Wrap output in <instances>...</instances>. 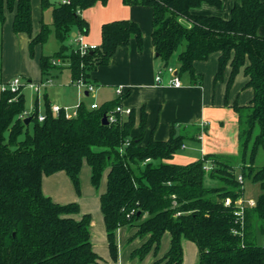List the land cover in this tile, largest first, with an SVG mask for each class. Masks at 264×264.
Here are the masks:
<instances>
[{"label":"trees","instance_id":"obj_1","mask_svg":"<svg viewBox=\"0 0 264 264\" xmlns=\"http://www.w3.org/2000/svg\"><path fill=\"white\" fill-rule=\"evenodd\" d=\"M107 1L67 0L52 6L49 0H40L42 10L51 8V27L58 42L54 53L38 58L44 81L65 67L72 83L91 84V73L107 66L117 49L135 40L137 51H142L141 29L131 20L103 24L101 42L92 51L80 54L72 47L73 32H88L82 11ZM122 2L151 8L152 45L164 68L183 47L177 55L178 75L188 74L193 84L200 85L203 79L194 63L214 54L218 55L214 82L223 81L229 69L226 96L239 73L247 78L245 87L251 89L252 98L244 106L233 104L238 115V151L204 155L188 164L171 163L185 141H198L200 129L190 126L177 131L172 125L167 140H154L152 133L147 135L143 107L138 124L136 110L130 109L126 116L116 114L115 123L103 125L108 112L123 107L125 91L95 109L80 102L71 118L62 110L52 116L44 96L45 119L38 121L36 102L26 124L18 117L27 108L23 88L0 90V264L101 261L90 242L91 216L80 215L78 203H55L41 188L44 176L64 172L80 194L83 163L91 170L95 190L106 174L99 202L111 259L117 258L116 231L126 227L136 229L129 241L143 240L131 253L138 261L150 252L156 257L168 233L169 249L153 264H182V240L195 244L197 264H264V244L257 243V236L264 238V162L255 165L259 150L264 149V36L258 34L264 27V0H239L228 19L194 12L202 5L221 9L222 0ZM7 15L12 16V32L29 38L28 52L33 58L51 28L41 21L39 32L33 35L31 0H0V24ZM206 162L214 166L209 172L202 169ZM238 176L258 183L262 191L255 205L244 209L242 225L234 216L244 191Z\"/></svg>","mask_w":264,"mask_h":264},{"label":"crops","instance_id":"obj_2","mask_svg":"<svg viewBox=\"0 0 264 264\" xmlns=\"http://www.w3.org/2000/svg\"><path fill=\"white\" fill-rule=\"evenodd\" d=\"M37 1L40 11H42L40 0ZM66 1L49 0V3L52 6H56ZM212 8L216 9L208 5H202L200 8L195 9L194 12L201 15L217 16L222 19L229 18L230 10L227 16H221L212 15L215 13L211 10ZM221 9L217 10L220 11ZM81 16L88 23V32L86 34L73 32L72 35H81L84 41L91 45L98 46L100 44L103 24L117 20L135 22L140 27L143 36V48L140 53L137 51L136 41L131 40L128 46L117 49L107 66L99 67L95 72L91 73L90 80L94 86L93 93H87L84 90L80 94L84 97L92 95L94 98H98L100 102L91 101L89 106L91 104L100 105L116 99L115 90L117 87L122 86L124 91L128 92V96L122 102L123 107L136 110V124H138L139 110L142 107L145 109L146 132L147 135L152 133L154 140H167L172 125L185 124L188 127L195 126L200 129L202 139L193 141L199 142L200 148L197 149L201 157L204 155H234L237 153L238 115L233 109V104L244 106L252 98L251 89L245 87L247 78L242 73L235 77L228 96H226L229 69L224 72L223 81L214 82L217 70V54L211 55L205 62L194 63L195 72L201 74L203 78L200 85L193 84L188 74L178 75V64L173 66L169 62L168 67L164 68L161 61L157 58L152 45V10L149 7L126 6L122 0H108L105 4L96 3L91 8L82 11ZM32 22L33 35H35L39 32L40 25L36 26L34 24L33 16ZM258 34L264 36V27L259 29ZM72 38L74 37L72 36ZM28 43L29 38L26 35H15L12 32V16L7 15L5 22L0 24V66L4 65L5 52L7 53L8 51L9 59L11 54L18 51V53L23 54L24 66L19 72L27 78L26 83L40 85L46 82L41 77L38 63L39 56L43 54L44 45L37 46L34 57L30 58L27 51ZM70 43L72 44V39ZM158 72H161V81L157 83L155 82V76ZM52 75V77L47 79L49 83L41 87L38 92L27 87L23 89L26 104L28 100H30L29 106H34L37 102L39 113H42L44 96L47 97L50 107L56 105L68 108L70 111L78 106L80 102H83V96L80 97L78 93L82 89H78L75 83H72L70 73L68 80L70 87L66 84H55L56 71ZM173 76L179 79L181 84L179 88L168 85ZM10 81L9 76H5L0 67V86ZM60 86L68 87V89L72 87L77 89V98L74 105L63 103L60 100L61 95L56 96L57 92L55 89ZM25 90H28L29 95L25 94ZM201 123L206 124L204 128L200 127ZM132 132L134 135L137 134V125ZM204 134H206L205 138ZM184 149H187L185 143ZM195 151L196 148H193L190 151L193 154L190 153L183 156L182 159H177L182 160L181 164L195 162L201 158L197 159L194 157ZM80 173L79 177H83L84 180L80 196L75 194L72 182L64 172L44 176L41 188L43 194L50 197L55 203L67 204L76 202L80 207V215L89 214L91 216L89 226L90 242L93 251L101 258L98 264H153L155 260L166 253L170 245L168 233L162 237L156 257L150 252L141 261L131 258V253L139 248L143 240L134 239L129 241L135 234L136 229L122 227L116 231L117 258L116 260L111 259L99 202L100 194L105 191L106 174L102 177L103 180L105 179L103 181L105 183L103 184L104 187L96 191L91 185V170L86 163H83ZM181 244L183 249L182 264H194V262L198 261V252L195 244L187 240H182ZM187 249L191 253L190 260H188L189 258L186 255Z\"/></svg>","mask_w":264,"mask_h":264},{"label":"rangeland","instance_id":"obj_3","mask_svg":"<svg viewBox=\"0 0 264 264\" xmlns=\"http://www.w3.org/2000/svg\"><path fill=\"white\" fill-rule=\"evenodd\" d=\"M238 2V0H223V8L218 11L217 9H211L213 10L212 15H221V16H227L228 15V11L230 10V8L234 5V3ZM31 7L32 10L34 11L32 13L33 16V21L34 24L36 26L40 25V22L42 21L43 24L49 26L51 28V33L48 36V39L46 41V43L43 46V54L44 55H51L54 51H56L58 49V42L56 41L55 37H54V33L51 27V8H46L42 11H40V7H39V3L37 0H31ZM182 23L184 25H189L187 22H185L184 20H181ZM39 23V24H38ZM73 47V45H72ZM183 50V47H179V49L177 50V52L172 56V59L170 61V64L173 66L177 65V55L178 53H180ZM7 51V50H6ZM28 51V50H27ZM29 53V52H28ZM8 51L7 53L5 52V61H4V65L0 66L1 67V71L4 73L5 76H9V79L13 80V79H19L20 82L22 84H25L27 81V78H25L24 76L21 75V73L19 71H21L23 68L22 66H24L23 64V54L18 53V51L16 53H13L9 56L8 59ZM26 54V53H25ZM30 57V56H29ZM1 60V59H0ZM57 73V76L55 77V84H66L68 87H70L69 85V72L68 69L63 67L60 70H55ZM54 71V72H55ZM68 87H56L55 91L57 92L56 96H60L61 98L60 100H62L63 103H67V104H72L74 105L76 103V98H77V89L75 88H70L68 89ZM85 89L82 88L81 91H79L78 93L82 94V92ZM25 94L29 95L28 90H25ZM80 94V97H82L83 95ZM83 98V102L89 106V103L91 101H96L97 103L100 102V100L97 98H94L92 95L88 96V97H82ZM30 100L27 101L26 107L28 108L30 105ZM176 130L180 131L183 130L185 128H188V125L185 124H177L176 126ZM207 132V130H206ZM206 137V134H204V138ZM185 145L187 147V149L181 148L172 158V160H170L171 163H176V164H181L183 156H186L187 154H190L192 152H190L191 150H193V148H196V151L194 152V157H196L197 159L199 157H201V154L199 153V142L197 141H185ZM198 148V149H197ZM193 154V153H192ZM179 158V159H177ZM264 162V149H260L258 152V155L256 157V162L255 165L256 166H261L262 163ZM239 170H237L238 172ZM81 174V173H80ZM105 176V174H104ZM105 180V179H104ZM103 179L101 180V185L99 186V189H102L104 187L103 184ZM79 181H80V192H81V186L84 185V180L83 177H79ZM207 182V180H206ZM208 184V182H207ZM73 185V184H72ZM74 188V187H73ZM243 199L244 201H256V199L258 198V196L262 193L259 184L258 183H252L250 180H243ZM98 189V190H99ZM96 190V191H98ZM75 191V188H74ZM73 191V192H74ZM75 194L77 196H80L81 194L76 193ZM76 203V202H75ZM116 238V235H115ZM257 243L260 245L264 244V238H262L261 236H257ZM117 245V244H116ZM186 255L189 258L188 260H190L191 258V253L189 252V250H186ZM194 264H197V261L194 262Z\"/></svg>","mask_w":264,"mask_h":264},{"label":"built area","instance_id":"obj_4","mask_svg":"<svg viewBox=\"0 0 264 264\" xmlns=\"http://www.w3.org/2000/svg\"><path fill=\"white\" fill-rule=\"evenodd\" d=\"M63 3H65V2H63ZM72 45L74 46V49H76L80 54H85V53L92 51L96 48L95 45H91V44H88L87 42H85L81 35H76L74 38H72ZM53 63H55V62H53ZM160 81H161V72H158L157 75L155 76V82L158 83ZM48 83H49V80H46L45 83H42L40 85H33L30 83L22 84L19 79H13L10 82L1 85L0 90L1 91L10 90L11 92H16L20 88L24 89L25 87H27V88L33 89L35 92H38L41 87L47 85ZM75 85L78 89H82V88L85 89L87 91V93H93V91H94V86L92 84H86L82 80H79L78 82H76ZM168 85L172 86L174 88H179L181 86L180 81L176 76L172 77V79L169 81ZM123 92H124V87H122V86L117 87L115 90V94L119 98L122 96ZM76 107L70 111L68 108H63V107L54 105V106L50 107V112H51L52 116L56 117V116H58V114L62 110V111H64L66 118H71V117H74L76 114ZM90 108L95 109V108H97V105L91 104ZM34 112H35L34 106H29L18 117L21 120H25L27 118H30L34 114ZM129 113H130V109L123 108V107H116L114 110H112L106 114V119H107V122L109 124H112V123L116 122V114H121V115L126 116ZM37 119L39 122H42L45 119V115L42 113H39ZM205 125H206L205 123H201L200 127L204 128ZM201 139H202V134H200L198 136V140H201ZM182 148H184V146H182ZM213 168H214V166L210 162H206L202 167V169L205 172H209ZM238 182L240 184L243 183L241 176H238ZM229 203H230L229 200L225 201V205H229ZM254 205H255V201H253V200L252 201H244L243 199H239L236 202V210L234 212V216L237 218V221H239L241 225L243 222L244 209L246 207H249V208L253 207Z\"/></svg>","mask_w":264,"mask_h":264},{"label":"water","instance_id":"obj_5","mask_svg":"<svg viewBox=\"0 0 264 264\" xmlns=\"http://www.w3.org/2000/svg\"><path fill=\"white\" fill-rule=\"evenodd\" d=\"M72 36L75 37V34H73ZM156 56H157V54H156ZM29 121H30V118H27V119L24 120V122H25L26 124L29 123ZM101 123H102L103 125H107V124H108L107 119H106L105 116L102 118Z\"/></svg>","mask_w":264,"mask_h":264}]
</instances>
